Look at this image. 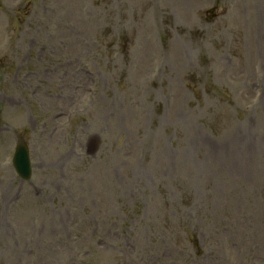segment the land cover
Returning <instances> with one entry per match:
<instances>
[{
  "label": "rangeland",
  "instance_id": "1",
  "mask_svg": "<svg viewBox=\"0 0 264 264\" xmlns=\"http://www.w3.org/2000/svg\"><path fill=\"white\" fill-rule=\"evenodd\" d=\"M0 264H264V0H0Z\"/></svg>",
  "mask_w": 264,
  "mask_h": 264
},
{
  "label": "water",
  "instance_id": "2",
  "mask_svg": "<svg viewBox=\"0 0 264 264\" xmlns=\"http://www.w3.org/2000/svg\"><path fill=\"white\" fill-rule=\"evenodd\" d=\"M14 164L22 176L28 177L29 175V162L27 157V148L23 144H19L14 156Z\"/></svg>",
  "mask_w": 264,
  "mask_h": 264
}]
</instances>
